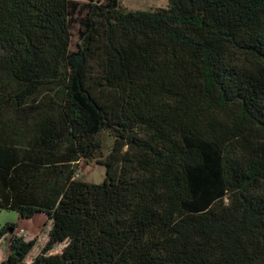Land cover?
<instances>
[{
    "label": "trees",
    "instance_id": "obj_1",
    "mask_svg": "<svg viewBox=\"0 0 264 264\" xmlns=\"http://www.w3.org/2000/svg\"><path fill=\"white\" fill-rule=\"evenodd\" d=\"M2 210L1 264H264V0H0Z\"/></svg>",
    "mask_w": 264,
    "mask_h": 264
},
{
    "label": "rangeland",
    "instance_id": "obj_2",
    "mask_svg": "<svg viewBox=\"0 0 264 264\" xmlns=\"http://www.w3.org/2000/svg\"><path fill=\"white\" fill-rule=\"evenodd\" d=\"M120 2L123 7L129 10H150L168 5V0H120ZM73 35V48H75V44L79 39L77 28L74 29ZM99 138L103 143V149L98 158H105L112 148L113 138L108 132H102ZM97 159L82 160L80 162L79 177L82 180L90 183H102L105 180L106 167L98 163ZM8 223H16L18 225L17 232L23 234L27 240L38 239L36 246L27 259L28 263H31L32 259L41 251L48 239V231L51 225L48 216L44 213H37L32 218H22L17 211L2 210L0 213V230ZM63 246V243L58 244L52 252H60ZM6 252V237L2 236L0 237V260H4ZM2 261H0V264Z\"/></svg>",
    "mask_w": 264,
    "mask_h": 264
},
{
    "label": "crops",
    "instance_id": "obj_3",
    "mask_svg": "<svg viewBox=\"0 0 264 264\" xmlns=\"http://www.w3.org/2000/svg\"><path fill=\"white\" fill-rule=\"evenodd\" d=\"M6 256V255H5ZM0 261H2V260H0Z\"/></svg>",
    "mask_w": 264,
    "mask_h": 264
}]
</instances>
